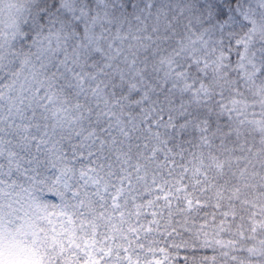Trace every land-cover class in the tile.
Segmentation results:
<instances>
[{
    "label": "snow or ice",
    "instance_id": "6c2138e0",
    "mask_svg": "<svg viewBox=\"0 0 264 264\" xmlns=\"http://www.w3.org/2000/svg\"><path fill=\"white\" fill-rule=\"evenodd\" d=\"M181 246L264 264V0H0V264Z\"/></svg>",
    "mask_w": 264,
    "mask_h": 264
},
{
    "label": "trees",
    "instance_id": "16d2710c",
    "mask_svg": "<svg viewBox=\"0 0 264 264\" xmlns=\"http://www.w3.org/2000/svg\"><path fill=\"white\" fill-rule=\"evenodd\" d=\"M249 103H251V102H249ZM257 223H259V221ZM177 243H179V241H177ZM200 254L201 255H212V253L210 251L204 252V253H200ZM185 255H188V253L185 252L183 250V247L181 246V251L178 254L177 264H184L183 258H184Z\"/></svg>",
    "mask_w": 264,
    "mask_h": 264
}]
</instances>
